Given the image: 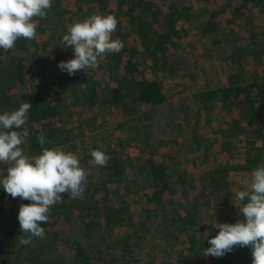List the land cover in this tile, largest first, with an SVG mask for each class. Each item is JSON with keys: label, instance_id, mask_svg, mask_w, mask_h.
Returning <instances> with one entry per match:
<instances>
[{"label": "trees", "instance_id": "16d2710c", "mask_svg": "<svg viewBox=\"0 0 264 264\" xmlns=\"http://www.w3.org/2000/svg\"><path fill=\"white\" fill-rule=\"evenodd\" d=\"M81 1L78 9L75 0H52L47 18H37L34 40L21 38L8 52L0 49V114L18 110L22 102L32 105L27 122L20 129L29 132L22 146L26 155L41 153L37 136L43 133L49 141L43 147L68 151L75 141L89 140L86 147L104 152L110 160L106 167H93L100 171L98 175L93 176L94 169L85 170L84 199H70L65 193L62 194L63 202L52 206L49 222L67 218V212H77V224L73 227L76 237L63 239L62 242L70 243V248L62 253L42 248V243L50 237L47 223L40 225L45 228L46 238L33 237L29 245L18 243L17 238L22 235L17 219L19 206L30 202L19 197L13 199L0 187V264L8 248L12 264H136L135 260L144 253L140 248L149 246L148 241L156 238L166 244L168 251L177 249L176 263L184 254L190 256L187 260L195 262L200 252L210 247L209 244L205 247L204 241L216 236L197 237L201 214L196 207L212 204L214 212L228 207L235 220H241L235 198L228 197L234 196L236 191L247 190V182L242 180L250 179V173L264 165V53L256 65H250L248 59L237 61L236 72L227 75L218 89L192 93L193 102L203 108L217 102L225 112L222 117L226 122L223 120V127L213 133L212 146L194 156L196 162L205 163L209 174L208 180L202 177L199 197L195 198L197 206L194 202L188 203V211L172 202L177 193L183 197L187 194L186 185L191 177L187 178L179 170L181 163L177 158L179 154L194 153L192 146L185 147L188 148L186 152L172 146L167 153L158 154L161 160L153 153L139 162L136 156L123 154L122 143L124 138L131 141L130 136H119L117 148L101 150L97 137L89 134L90 127L98 123L99 116L109 121L119 119L114 129H120V134L131 118L138 121L148 107L184 111L189 106L188 101L172 93V87L167 84L171 64L177 69L182 61L186 64L189 55L178 57L184 53V47L192 50L196 44L193 40L203 43L204 51L207 44L212 47L225 45L231 53L238 46L250 45L254 38H264V0H225L222 4H218V0ZM98 13L117 18L119 23L112 38L121 40L124 47L119 53L101 57L97 68L69 77L58 65L73 59L74 52L61 43L62 37L67 34L69 25ZM155 22L158 25H153ZM58 26L59 32L55 33ZM124 27L134 36L123 32ZM131 38L130 47H126L125 40ZM100 70L109 82L104 86L95 78ZM81 85L85 87L81 89ZM70 97H75L74 103L80 98L83 107L80 110L72 108V103L67 101ZM121 116L128 120L122 122ZM192 118L188 112L185 127L190 126ZM202 121L212 128V117ZM33 124L38 127L33 128ZM131 128L127 127L125 133L131 132ZM113 139L110 127L101 142ZM163 142L166 144L163 146L168 147L174 141ZM140 143L149 145L146 141ZM135 144L138 147L139 141ZM223 144H229L233 152L217 155L215 146ZM240 148L244 152H240ZM86 160L91 159L82 158L79 163L86 166ZM6 169V165L0 164L4 176ZM239 176L242 178L237 179ZM131 190H134L133 195L128 194ZM133 200L138 202L132 205ZM132 209L142 211L133 215ZM144 232H149L148 240ZM108 233L112 243L108 241ZM235 259L237 256L232 251L216 258L215 262L235 264ZM169 260L171 263L173 257ZM141 263L160 264L161 258L158 254L146 255ZM243 263L252 264L251 249L245 253ZM180 264H185L184 260Z\"/></svg>", "mask_w": 264, "mask_h": 264}, {"label": "clouds", "instance_id": "9594fccd", "mask_svg": "<svg viewBox=\"0 0 264 264\" xmlns=\"http://www.w3.org/2000/svg\"><path fill=\"white\" fill-rule=\"evenodd\" d=\"M51 7L52 0H0V49L8 52L21 38L34 40L37 18L46 19ZM117 25V18L111 14H93L69 25L61 43L73 49L74 58L61 62L59 69L73 76L97 68L101 57L119 53L124 44L112 38ZM31 107L30 103L22 102L18 110L0 114V164L7 166L6 176L0 171V187L13 199L19 197L30 202L19 206L20 245L31 244L33 237L46 238L45 228L40 225L49 222L52 206L63 202L65 193L70 199H84L87 185V172L76 154L60 147H43L49 143L43 133L37 136L41 153L25 154L22 146L29 132L20 129L25 126ZM89 152L90 164L107 166L110 156L100 150ZM247 185V190L236 191L234 197L242 219L234 224L214 220L213 227L219 231L208 239L210 247L203 249V256L222 258L235 247H250L252 264H264V165L250 173Z\"/></svg>", "mask_w": 264, "mask_h": 264}, {"label": "rangeland", "instance_id": "374dc122", "mask_svg": "<svg viewBox=\"0 0 264 264\" xmlns=\"http://www.w3.org/2000/svg\"><path fill=\"white\" fill-rule=\"evenodd\" d=\"M77 3V8L79 9L82 6L81 0H75ZM225 0H218V4H222ZM99 14V13H98ZM105 15V13L101 14ZM119 23V22H118ZM153 25H158L157 22ZM59 26L56 29V32H59ZM123 32L129 33L130 36H134V33H132L127 27H124ZM131 40H125L126 47H130ZM196 44L194 47H192V50H186V47H184V53H181V57L178 58H184V54L189 55L186 64H184V61H182V65H178V69L171 64L170 67V76L168 77L170 80L167 81L168 86L172 87V93H176L179 96H181L182 99H186L189 104L188 107L190 109L185 108L184 111H180V109L176 108H159V107H148L141 108L142 111L145 110V112H142V116L139 117L138 121H135L131 118V120L128 122L126 126L128 128H131L132 126L135 127V125L138 127L137 129L131 128V132H126L127 127L125 128L123 125V130L119 134L120 129H114V127L120 122V120H114L109 121L108 118H101L99 116L98 121L96 120L95 126L90 127V135L94 134V137H97V140L99 141L98 148H101L103 150L104 148H117L116 145L120 143L118 141L119 136L121 137L123 134L124 137L130 136L131 141H126L124 138L123 144V154H126L127 157L130 155L136 156L137 159H139L141 162L142 158H145L149 155H152L153 153L156 154L155 156L157 158H160L158 154L167 153L170 149H177L178 151L186 152L188 148L185 147H193V152H188V155H178L177 162H180L181 169H178L189 178L191 177V180L188 181V184L186 185L187 188V194L183 195L180 193H177L175 198L173 200L175 202H172V204H175L180 206V208L186 209L187 211L190 210V207L187 206L188 203H196V197H199V190H201L202 185V177L208 180V171L207 168H205V163H198L195 161V157L197 155L203 154V150L207 148L208 146H212V136L213 133L218 130L220 127L222 128L225 124L223 119V115L225 112H223V109L219 108V105L217 102H213L211 104H208L207 108H203V105H199L198 103L193 102V96L192 93H195L196 91H205L208 89H218L219 86L224 82V79L227 75L236 72L237 67V61H240L241 59H248L250 65H256L260 63L263 53H264V38H257L252 39L250 42V45H242L235 48L234 52L230 53V49L226 47L225 45L218 46V47H212L210 44H207V48L204 51L202 47H204V44L200 41L193 40ZM191 42V41H190ZM193 42V43H194ZM128 43V44H127ZM180 50V49H179ZM74 55V53H73ZM74 58V56H73ZM180 63V64H181ZM246 67V66H245ZM50 71V70H49ZM103 70H100L96 73L95 78L99 79L103 84L109 83L107 80V75L102 72ZM98 74V75H97ZM69 76V75H68ZM194 79H192L193 77ZM70 77V76H69ZM85 85V83H84ZM81 86V89L85 86ZM80 89V88H79ZM182 92V93H179ZM79 94V93H78ZM196 95H194L195 97ZM75 97H70L67 101L72 103V108L80 110L83 105L81 104V99H77V102H73ZM74 103V104H73ZM217 104V105H216ZM177 105V104H176ZM178 106V105H177ZM73 109V110H74ZM193 109L195 111H193ZM182 110V109H181ZM193 111V112H192ZM191 113V116L193 117L190 122V126H184L185 120H187V113ZM141 115V113L139 114ZM212 117V128L211 125L203 124L202 120H206V117ZM124 116H121L122 122L128 119L123 118ZM130 119V118H129ZM200 121V124L198 122ZM224 120V121H223ZM107 123V124H104ZM92 125V124H91ZM110 127L112 128V134L114 139L110 142V140L107 142H101L107 132L109 131ZM217 132V131H216ZM91 135V136H92ZM158 136V137H157ZM243 136V134H241ZM159 139V140H158ZM96 140V141H97ZM166 140H173L168 147H164L163 145H166L163 141ZM139 141V148L136 146L135 142ZM140 141H146L149 145L141 144ZM89 142L86 140H78L71 144V147L68 151L73 152L78 157V160L81 161L82 158H88L92 159L89 149H91L89 146H87V143ZM133 142L131 145L130 143ZM91 144V143H89ZM119 146V145H117ZM147 146V147H146ZM173 146V147H172ZM182 149V150H181ZM118 150V149H116ZM215 151L217 155H224L228 154L230 152H233L232 147L229 144H223V145H216ZM240 152H244V149L240 148ZM191 153V154H190ZM195 156V157H194ZM122 159V157H121ZM161 160V158L159 159ZM166 160V157H165ZM166 162H169L171 164V161L166 160ZM235 162H239V159H235ZM232 163V162H231ZM86 166L80 163V166L84 170L91 171L93 170L94 175H98L100 171H98L95 165H92L89 163V160H86L84 162ZM140 164V163H139ZM233 164V163H232ZM4 172V171H3ZM7 172V170H5ZM233 174H231L232 176ZM180 176V175H179ZM229 175V177H231ZM242 177H238L237 179H241ZM249 179L242 180L243 182H248ZM247 185V183H246ZM184 188V187H182ZM134 190H131L128 192L129 195H133ZM4 193V192H3ZM235 195L233 194L228 198H234ZM230 200V199H229ZM228 200V201H229ZM138 202L136 200H133L131 203ZM184 202V206H183ZM126 205V203H123V206ZM197 206V203H196ZM142 210L140 209H132L131 213L133 215L140 214ZM196 211L201 214V221L196 229L197 237L199 239H205L206 236L209 235H217L219 229L214 228V220L217 223H229L234 224L237 222L236 217L229 212L228 207H224L221 211L214 212L212 208V204H208L206 207H196ZM67 218L62 217L60 220L50 221L47 223V234H49V239L46 240V242L42 243L45 250L48 249L49 252L59 251L64 252L69 250L70 243L62 242L63 239L69 237L74 238L76 237V234H74L73 227L75 224H77V217L76 211H72L71 213H68ZM57 221V222H56ZM45 225V223H43ZM142 233V232H141ZM140 233V234H141ZM145 237L147 240L149 239V232H144ZM105 234V233H104ZM107 234V232H106ZM57 235V238H54V236ZM108 241H112V237L110 236V233H108ZM142 238V237H141ZM50 239H53L52 241ZM155 239V238H154ZM66 240V239H65ZM140 240V239H139ZM54 241V242H53ZM143 241L140 240V242ZM162 241V240H161ZM158 238H156L155 241H148L149 246H144L140 248V250L144 253L140 258L136 259V264H142L141 260L146 255H154L158 254V256L161 258V263L164 262L165 264H180L184 260L185 264H216L215 257H205L203 256V250L199 254V258L195 261H189L187 260L188 257H190L187 254H184V257H181V260L176 263L175 258L179 255L176 254L177 249L174 247L173 249H169L166 247L165 243H161ZM147 242V243H148ZM204 246L206 247L208 245V240L206 239L204 241ZM67 244V245H66ZM4 245V244H3ZM5 246H3L4 248ZM40 247V244L37 246ZM2 248V249H3ZM250 247H235L233 252L235 253V256H237V259H235V264H245L243 263V260L245 258V253L250 251ZM150 250V252H149ZM158 250V252H157ZM197 250V249H196ZM194 250V251H196ZM4 260H1L2 264H12V261L10 260L9 254V248L7 252L5 253ZM201 256V257H200ZM173 257L172 262L170 263V258ZM10 260V261H9ZM169 260V262H167ZM133 261V260H132ZM160 263V264H161ZM158 264V263H157Z\"/></svg>", "mask_w": 264, "mask_h": 264}]
</instances>
